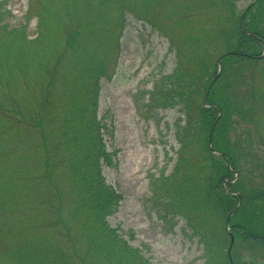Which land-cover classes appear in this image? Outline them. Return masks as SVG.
I'll return each instance as SVG.
<instances>
[{"label": "rangeland", "instance_id": "1", "mask_svg": "<svg viewBox=\"0 0 264 264\" xmlns=\"http://www.w3.org/2000/svg\"><path fill=\"white\" fill-rule=\"evenodd\" d=\"M251 1L234 0V12ZM226 8L221 0H0V264H33L22 255L122 264L95 247L92 176L122 194L104 219L149 264H227L225 212L206 185L210 171L218 176L209 158L226 150L238 189L264 188V59H231L236 77L227 73L226 91L241 108L213 130L216 151L203 129L211 120L197 119L200 96L191 97L190 122L181 101L161 104L179 60L196 73L190 60L227 49L218 41ZM154 85L162 92L150 96ZM206 191L213 203L196 207ZM8 218L21 231L6 230ZM231 254L234 264H264V245L238 236Z\"/></svg>", "mask_w": 264, "mask_h": 264}, {"label": "trees", "instance_id": "2", "mask_svg": "<svg viewBox=\"0 0 264 264\" xmlns=\"http://www.w3.org/2000/svg\"><path fill=\"white\" fill-rule=\"evenodd\" d=\"M221 1L227 7L226 9L231 12L228 18L229 23L220 30L221 36L218 38V41H221V43L224 42L225 45H227V49L217 54L215 57L207 58L206 61L200 60L203 59L201 57L197 58V60H190L194 67V70L192 71L196 73H189L191 69L186 68L184 66V62L179 60V63L174 70L176 71V74L169 75L171 77H178L179 75L178 81L176 78L171 79L170 82H172L173 85L170 86L171 84L169 82V85H167L168 87H165V93L163 96L164 101L161 103L162 105H167L181 101L183 103L182 105L184 113L190 122L192 117L190 116L189 105L194 101V99L191 97L197 95L196 97L199 99L200 96V98H202V104L197 108V119L200 123H202L209 117L211 120L209 121V126L207 128L203 127L204 130H208V133L212 127L211 125L214 123L215 125L213 130L218 124H220V126L229 124L228 119L231 111L241 108L238 106L239 103L233 99L232 92L228 93L226 91L228 83L226 82L225 76L227 73L234 78L236 77V73H234V68L232 67L231 59L236 58L244 61L255 60L254 56L262 53V46L254 34L262 37L264 40V0H256L252 4L244 7L241 11L239 10L236 12H234V0ZM29 7H31L30 3ZM43 12L44 11H39V18H43L45 16ZM28 17L32 16L29 15ZM156 25L159 27L158 24ZM13 32L18 33L19 31L13 29ZM169 39L171 46L175 48V44L173 43L174 41H172L171 37H169ZM209 39H211V37ZM194 40L195 42L197 41L196 38H194ZM208 42H210V40H208ZM256 47H258L260 50L256 51ZM175 51L178 53L176 48ZM219 56H222L221 61H223L222 72H220L221 74L218 79L214 83L210 84L216 73V58ZM209 86L210 89L207 92ZM218 89H222L223 91H219L217 93ZM155 90L156 86L154 85L152 91L149 92L150 96ZM156 92L161 93L162 91L157 89ZM174 96H177V98L174 99ZM205 97L207 104L213 103L214 106L205 107L203 104ZM218 107L221 109V114L219 117ZM241 112L245 111L241 109ZM90 122L92 124H97V120L95 119H92ZM97 127L99 128V124ZM224 129L221 136H223L222 138L225 140L226 133ZM184 130L185 126L183 127V131ZM182 145H184L183 142H181V146ZM223 152L224 154H222L221 157L213 158V161L211 158H209L212 166L213 163L217 166L218 176L213 178L209 169L210 172L207 176L208 181L206 185L210 186L212 191H214V193L220 197L219 204L224 209L225 217L229 211L234 210L229 220L234 235L241 237L244 239V241L247 240L251 243H258V245L262 246L264 245V188H261L260 190L252 189L244 191L238 189V181L236 182L235 180L230 182L233 177H235V170L233 169V163L230 160L229 162L232 168H228V164L226 162L228 159V153L226 150H223ZM99 154L100 153L98 152L95 156L98 157ZM101 154L104 156L102 143ZM179 154L180 152H178V157ZM48 156L49 154L47 155L46 160H48ZM107 162L109 161H106V163ZM86 163L87 161L83 160L82 165L84 168L86 167ZM163 178L166 177L163 176ZM92 180H95V186L93 189H91V194L89 195L91 198V203L88 204V207L92 211L91 222L96 224V232L98 233V236L95 237V247H102L107 255L104 253L102 254L107 258L109 255H111V257L113 256L112 258L116 263L149 264L145 258L141 257L136 249L129 246L128 242L124 238L118 236L116 233V228L108 227L109 225H107V222L104 219L106 214L114 211L115 203L119 198L118 193H116V191L110 185L99 183L94 176H92ZM234 191L239 192L241 198L240 203L239 195L235 194ZM212 200L213 195L208 194V191H206L201 200L196 203L195 206L197 207L199 203H201V205H205L206 201H210L209 204L213 203ZM1 210H4V207H1ZM222 211L216 212L224 214ZM3 215L4 214L0 212V218H4ZM1 223L4 225V221H0V224ZM5 223L6 230L13 229L17 232L21 231L22 225L18 224L16 221H13L11 218H8ZM93 242L94 241H92V243ZM31 247L35 246H30L29 248ZM115 249H118L119 251L115 252ZM22 256L26 259L27 263L41 264L40 261H42V257L39 255ZM124 257L129 258L130 262ZM225 259L226 263L228 264L229 259L227 254L225 255ZM232 261L234 263L238 262L234 257H232Z\"/></svg>", "mask_w": 264, "mask_h": 264}, {"label": "water", "instance_id": "3", "mask_svg": "<svg viewBox=\"0 0 264 264\" xmlns=\"http://www.w3.org/2000/svg\"><path fill=\"white\" fill-rule=\"evenodd\" d=\"M231 214V213H230ZM230 214L228 215V217H227V226H228V220H229V216H230ZM228 232H229V234H230V246H231V244H232V242H233V236H232V234H231V232H230V228L228 227ZM230 246H229V250H230Z\"/></svg>", "mask_w": 264, "mask_h": 264}]
</instances>
